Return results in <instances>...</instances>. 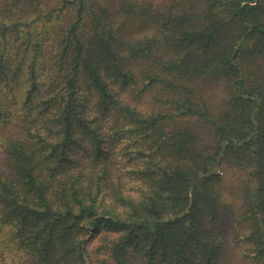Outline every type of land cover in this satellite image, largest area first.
Segmentation results:
<instances>
[{
	"label": "trees",
	"instance_id": "16d2710c",
	"mask_svg": "<svg viewBox=\"0 0 264 264\" xmlns=\"http://www.w3.org/2000/svg\"><path fill=\"white\" fill-rule=\"evenodd\" d=\"M237 212L264 264V0H0V264H225Z\"/></svg>",
	"mask_w": 264,
	"mask_h": 264
},
{
	"label": "rangeland",
	"instance_id": "374dc122",
	"mask_svg": "<svg viewBox=\"0 0 264 264\" xmlns=\"http://www.w3.org/2000/svg\"><path fill=\"white\" fill-rule=\"evenodd\" d=\"M139 2H149L152 1L154 4H162L165 0H134ZM215 90L217 95H215V99L220 97L222 88L220 85H216L214 89H211L210 92ZM225 194L226 198L229 201H233L236 206L240 201V186L242 184L243 176L239 172L236 171H229L225 174ZM238 216V212L233 216L227 217V248H228V255L224 260L225 264H243L240 250L242 248V244L237 241V238L242 236L245 226L237 224L236 217ZM96 242L94 240L88 246L89 250L91 249L92 245Z\"/></svg>",
	"mask_w": 264,
	"mask_h": 264
}]
</instances>
